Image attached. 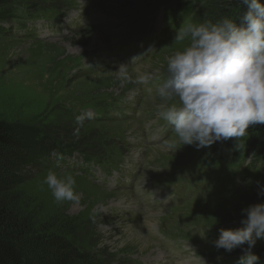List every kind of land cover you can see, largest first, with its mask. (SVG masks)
Segmentation results:
<instances>
[{
  "label": "rangeland",
  "instance_id": "374dc122",
  "mask_svg": "<svg viewBox=\"0 0 264 264\" xmlns=\"http://www.w3.org/2000/svg\"><path fill=\"white\" fill-rule=\"evenodd\" d=\"M40 1L45 5L39 6L30 14L21 16L22 9H17L16 15L6 13L0 16V123L32 128L61 143L82 142L88 150L112 147L117 144V139L120 141L123 133L126 137L139 135L142 128L135 122L126 123L120 119L106 123L95 121L97 108L111 104L116 96L121 101L126 98L123 95H131L139 89V86L131 83L122 85L108 73V69L115 64L127 63L126 60L116 57L105 60L106 57H103L106 62H102L103 66L96 70L88 62L94 60V50L104 51L108 48L109 39L125 22V16L120 10L122 7H140L146 11L160 1L173 0H85L86 5L103 8L110 14L101 18L104 29L100 32L91 26L81 27V22L88 18V10L80 4L76 5L74 0ZM76 1L81 3L80 0ZM59 11H62L60 18L69 11L70 17L78 16L72 26L74 29L67 22L61 23L59 16L54 15ZM208 13L211 14V11ZM162 15L163 9L156 14L155 28L163 26ZM194 17L188 24L192 21L199 24L207 18L206 15ZM38 19L40 20L35 21ZM11 20L14 21L13 24L9 23ZM99 21L100 15L95 14L92 24L97 27ZM43 24L44 29L56 35L43 39V30L31 27ZM55 25L57 30H54ZM129 40L134 43L135 36L131 35ZM184 43L186 42L174 44L173 40L161 51V55L156 54L157 58L153 59V55L145 62L140 60L136 67H130V72L134 75L156 72V77L164 74L167 57L181 49ZM158 103L152 95L131 105L132 110L128 113L134 112L136 108L145 112L157 107ZM88 111H93L96 115L92 113L94 118L85 120L77 137L74 135L75 117ZM114 112L121 119L125 117L121 107H115ZM136 112L132 114L135 115ZM116 114L110 115L107 120H113ZM151 123H146L145 128ZM163 134V129L157 128L152 133V140L145 142L146 147H133L128 153L126 144L119 143L125 156H137L142 162L138 167L129 166L126 175L115 173L112 177H107L105 184H99L103 181L104 174L99 166L94 165L90 167L92 172L99 174L101 171L99 176L95 175L98 180L94 179L99 188L74 177L75 190L80 196L79 204L55 203L47 186L42 184L47 170L27 166L29 149H22L17 141L0 145V188L8 187L9 201L26 215L35 228L33 234L21 244L29 260L34 264H60L61 255L71 251L68 245L63 243V246L56 240L60 235L61 238H70L93 256H100L99 261L103 264H204V261L206 264H221L228 258L240 257V249L231 254L223 249H216L211 253L205 251L204 255L199 256L200 253L195 254L198 245L193 243L196 242L191 243L181 236L205 237L211 239L208 242L212 243L218 238L212 234L214 230L201 229L199 226H223L225 229L241 227L240 221L244 218L242 210L256 203H264V198L258 196L256 183L259 181L264 184V173H256L253 180L227 207L226 204L222 208L186 219L184 208L181 209L173 216L171 225L167 226L168 236L165 238L160 232V227L164 225L161 217L168 213L173 199L169 190L155 187L151 179L154 175H164V169L168 165L179 163L180 166L176 167L184 166L180 161L192 154L195 147L186 145L174 153L166 151L162 147L163 142L172 135L163 137ZM77 162L81 163L79 157L69 164L72 166ZM63 170L67 173L56 171L58 174H69L70 170ZM132 173H135L134 178ZM18 174L21 175L20 178L13 181V177ZM47 234L54 235L55 238L47 241ZM134 234L143 235L153 247L141 250L133 242ZM218 256L223 257L222 261L217 260ZM67 260L69 264H79L72 256H68Z\"/></svg>",
  "mask_w": 264,
  "mask_h": 264
},
{
  "label": "clouds",
  "instance_id": "9594fccd",
  "mask_svg": "<svg viewBox=\"0 0 264 264\" xmlns=\"http://www.w3.org/2000/svg\"><path fill=\"white\" fill-rule=\"evenodd\" d=\"M239 2L247 11L238 21L225 16L216 22L187 24L174 36V44L186 43L167 57V77L154 95L159 101L156 117L173 133L163 142L166 151L174 153L186 145L199 150L232 138L241 149L249 127L264 124V2ZM140 59L134 56L131 64L121 63L108 73L122 85L147 86L156 79V72H130ZM93 118L91 111L76 116L74 135L78 137L85 120ZM256 183L258 196L264 198V184ZM42 184L58 205L79 204L72 174L48 169ZM242 215L241 227L220 228L212 243L217 251L229 254L240 249L242 255L235 264H264L253 251L264 240V203L248 206Z\"/></svg>",
  "mask_w": 264,
  "mask_h": 264
},
{
  "label": "trees",
  "instance_id": "16d2710c",
  "mask_svg": "<svg viewBox=\"0 0 264 264\" xmlns=\"http://www.w3.org/2000/svg\"><path fill=\"white\" fill-rule=\"evenodd\" d=\"M194 1L196 2V0ZM200 1L205 2L206 0H197V2ZM210 11L211 14L208 13ZM246 11L247 6H243L239 0H207L196 17L201 18V16L206 15L207 18L204 21L216 22L227 16L238 21L239 17ZM55 140L48 134L34 131L32 128L8 126L0 123V145L17 141L22 149H29L28 167L37 166L44 167L46 170L53 169L54 162L61 159L56 154L63 158L75 151H81L85 154L99 152L96 149L92 151L86 149L82 142L61 143ZM234 141L237 145L236 138H234ZM241 143L244 147L237 148V152L241 156L252 151L257 155H264V124L251 125L247 135L241 139ZM18 175L13 177V181L18 180V177L20 178L21 175ZM8 190V187L0 188V264H34L22 250L21 244H24L26 239L33 234L35 228L32 226L31 221L26 218V215L9 201ZM61 237L60 235L59 239L56 240L62 244L65 243L66 246L68 245L71 251L68 252L69 254L61 255L60 264H69L68 256L75 258L79 264H100V256H93L81 246L76 245L70 238ZM53 238H55L54 235L47 234V241ZM65 245L63 244V246ZM254 253L259 255L261 261L264 262V240L257 242Z\"/></svg>",
  "mask_w": 264,
  "mask_h": 264
},
{
  "label": "bare ground",
  "instance_id": "6f19581e",
  "mask_svg": "<svg viewBox=\"0 0 264 264\" xmlns=\"http://www.w3.org/2000/svg\"><path fill=\"white\" fill-rule=\"evenodd\" d=\"M166 49V48H165ZM164 49V50H165ZM163 52V51H162ZM161 51L157 54V55H159L160 53H162ZM157 55H155L154 57H153V59L154 58H157ZM161 55V54H160ZM153 59L151 60V62L153 61ZM118 65L119 64H115L112 68H110V69H108V72H112V71H116L117 70V67H118ZM150 65V64H149ZM147 66V65H146ZM149 68H146V70H148ZM139 74V73H138ZM115 79V78H114ZM160 151V150H159ZM121 197H123L122 195H121ZM233 202V201H232ZM230 203V202H229ZM227 204L226 205V207L228 206V205H230V204ZM135 232H137V231H135ZM138 234V233H137ZM137 234H134L133 236H135V238H133V239H135L133 242H134V244H137V245H139L140 247H141V250H147V249H149V248H152L153 247V244L150 242V241H148L143 235H137ZM132 242V243H133Z\"/></svg>",
  "mask_w": 264,
  "mask_h": 264
}]
</instances>
